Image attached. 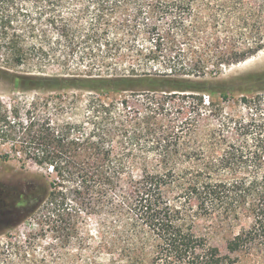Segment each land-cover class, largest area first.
<instances>
[{"label": "trees", "instance_id": "1", "mask_svg": "<svg viewBox=\"0 0 264 264\" xmlns=\"http://www.w3.org/2000/svg\"><path fill=\"white\" fill-rule=\"evenodd\" d=\"M95 45L118 56L99 69L156 70L19 77L47 93L44 109L16 112V121L0 114V138L47 174L28 175L17 203L8 198L2 208L19 213L8 224L38 213L73 230L95 216L100 227L141 235L152 264H264V95L242 98L244 118L222 117L215 98L225 91L205 71L264 49V0H0V69H79L57 60ZM138 95L156 113L168 111V98L189 100L169 133L155 130L158 160L145 167L130 164L139 145L130 99ZM222 215L249 220L226 253L194 230L197 218Z\"/></svg>", "mask_w": 264, "mask_h": 264}, {"label": "rangeland", "instance_id": "2", "mask_svg": "<svg viewBox=\"0 0 264 264\" xmlns=\"http://www.w3.org/2000/svg\"><path fill=\"white\" fill-rule=\"evenodd\" d=\"M138 42L143 41L139 39ZM109 46L95 45L94 50L74 46L73 51L57 60L67 61L71 67L75 66L79 69H58L57 62L45 64L40 69L28 65L6 64L0 69V114L6 112L8 120L16 121L18 117L24 118L26 110H33L36 105L37 109H44V98L47 93L33 89L29 82L22 85L19 77L23 74L77 73L83 76H98L128 73L132 70L135 72L156 70L99 69L98 67H107L117 61L118 56L114 55L113 49H108ZM86 65H92V69H84ZM205 71L214 79L221 81L220 88L225 91V100L215 98L216 103L220 105L222 117L244 118L247 110L242 98H252L257 94L264 95V49L245 60L225 65L222 69H205ZM213 95L217 97L216 92ZM188 102L189 100L184 103L176 95L166 100L165 107L169 108L168 111L156 113L154 106L147 105L141 95L130 99L132 124L129 129L135 130L139 139V145L132 152L130 164L137 162L139 167H145L146 163L149 165L157 163V155L152 144L155 130L163 129L169 133L177 124L176 117L180 116L182 111L181 103ZM120 110L116 107L115 114ZM16 112L18 117L15 116ZM218 119L213 116L210 122L215 124ZM1 124L0 121V127ZM206 133L207 127L202 126L200 135ZM180 166L194 165L190 161H183ZM37 173L47 174L45 169L25 158L22 153L14 151L11 140L5 141L0 138V264H152L149 258L152 248L149 244L140 243L141 235L134 236L118 227L109 229L100 227V219L95 216L78 218L77 226L73 230L67 228L65 220L53 218L46 222L38 213L9 225L8 223L16 218L15 215H19L18 208L7 212L2 207L6 201L8 202V198L17 203L20 192L26 186L25 179L30 178L28 175ZM10 189L13 190V195L8 197L5 191L9 193ZM248 223L249 220L246 219L234 222L224 215L202 216L197 218L194 230L196 234L204 237L208 244L217 246L221 253H226L227 240ZM131 251L137 255L136 261L127 259Z\"/></svg>", "mask_w": 264, "mask_h": 264}]
</instances>
